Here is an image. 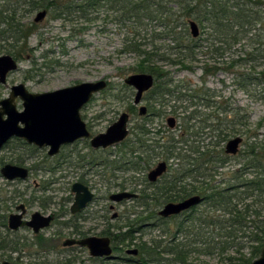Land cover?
Returning <instances> with one entry per match:
<instances>
[{
	"label": "trees",
	"instance_id": "obj_1",
	"mask_svg": "<svg viewBox=\"0 0 264 264\" xmlns=\"http://www.w3.org/2000/svg\"><path fill=\"white\" fill-rule=\"evenodd\" d=\"M43 9L72 23L74 34L82 32L83 22L97 19L98 16H94L97 10H106L105 21L116 22L135 34L124 40V49L142 57L137 69L154 75V86L148 92H152L149 108L161 115L163 112L155 108L158 103L170 107L171 114L182 118L180 129L169 135H160L162 130L152 132L146 121L137 124L132 128V136L117 147V159L105 163V167L113 171L127 173L147 169L157 160L170 161L167 173L152 183V192L142 190L143 201L152 200L154 208L192 195L202 198L198 205L169 218H163L156 209L153 210L155 222L152 225L160 227L167 239L152 238L151 245L142 240L136 242L139 255L126 256L122 260L126 264H192L190 257L194 254L218 253L225 256L227 264H250L258 258L264 247V149L248 145L242 158L230 163L235 155L225 153L222 143L235 134L236 122L232 126L229 120L231 127H221L218 114L231 109L214 104L211 96L200 87L190 88L182 80L175 82L170 72L163 70L158 62L189 68L190 63L199 61L204 47L202 35L205 34V52L214 64L206 63L204 73L213 74L225 69L219 66L222 63L219 58L225 51L245 41L247 44H241L238 54L235 49L227 69L247 67L236 76L238 80L246 81L245 84L241 82L240 87L256 83L260 76L264 78V0H0V55L8 53L17 60L32 51L29 40L39 28L32 16ZM190 20L200 26L198 37L190 33ZM151 22L160 30L152 31V47L148 51L142 46L151 44L144 36L141 40L136 30L143 27L147 30ZM84 27L86 29V25ZM160 40L168 41V44L158 45ZM257 66L262 67L258 74L252 71ZM173 99L175 102L170 104ZM186 100L191 106L202 102L211 110L203 116L196 107L186 116L188 106L182 104ZM130 108L136 110L134 105ZM237 115L239 117V112ZM226 129L228 132L224 133ZM216 130L217 134H211L215 139L206 143L210 131ZM17 160L20 162L21 157L12 161ZM125 182L119 184L123 189ZM1 190L0 227L6 228L7 235L0 237V253L4 249L22 252L46 245L49 238L43 234L34 236L32 241L10 238L13 232L6 225L8 202L16 203L15 197L20 194L12 190L11 195L5 196ZM138 224L128 223L129 228L120 232L111 230L120 226H111L103 233L111 236L116 252H124L125 246L134 243L135 232L142 226V223ZM74 226L81 232L79 226ZM81 233L85 235L83 231ZM246 249H249V255L243 252ZM231 252L237 256H232ZM89 260L91 264H110L104 258L89 257ZM74 263L75 259L68 258L62 264Z\"/></svg>",
	"mask_w": 264,
	"mask_h": 264
},
{
	"label": "rangeland",
	"instance_id": "obj_2",
	"mask_svg": "<svg viewBox=\"0 0 264 264\" xmlns=\"http://www.w3.org/2000/svg\"><path fill=\"white\" fill-rule=\"evenodd\" d=\"M107 13L106 10H97L94 15L98 16L97 19L88 23L81 21L84 29H82V32L74 34L72 23L63 18L54 17L49 12L46 18L38 23V31L30 37L29 47L32 48V51L17 59L18 68L9 73L6 84L0 83V100L9 95L12 85L18 83H24L29 91L38 93L53 91L84 81L104 79L110 83L109 88L106 90L107 92L96 94L90 104L82 110V115L87 123L91 125L93 133L105 131L110 124L118 119L122 112L131 113L129 107L133 106L135 91L131 87H125L127 86L125 78L140 72L137 68L142 57L136 53L125 51L124 40L127 37L131 38L135 34L130 30L128 32L127 27H121L116 22L105 21L104 18H107ZM35 14L36 12L32 16L33 20ZM144 29L143 27V29H137L136 31L139 33L141 40L144 36L146 42L151 44L147 47L142 46V48L149 51L152 47V31L160 29L159 27L156 28L152 22L148 24L147 30ZM205 37V34L202 35L204 47L198 57L199 61L193 64L190 63L191 66L189 68H184L180 64H167L164 62H158V64L162 66L163 70L170 72L175 82L182 80L184 81L183 84L190 88L200 87L211 96L214 104H222L224 107L231 109L218 115L221 117V127H231L229 120L232 122V126L236 122L234 127V130H236L235 134L232 133L227 137L222 143L223 147H225L230 138L234 136L243 137L238 154L230 160V163L234 164L245 154L244 152L248 149V145L254 144L258 145L262 150L264 149V78L260 76L259 79H256V83H247L246 87H240L241 82L245 84L246 81L244 83L241 79L238 80L236 76L238 72H242L247 67L227 69V64L230 63L229 61L234 55L235 49L237 48L238 54V48L241 49L243 46L241 44H247L245 41L237 44L231 50L227 49L224 56L219 58V61L222 62L219 66L225 69L221 68L216 73L205 74L204 65L206 63L214 64V62L208 60L207 52H205L207 50ZM157 44L165 46L168 41L160 40L157 41ZM261 69V66H257L252 71L258 74ZM189 80L191 84L188 85ZM118 97L120 98L119 100ZM174 102L173 99L170 104ZM142 104L148 107L149 104H152V92L144 96ZM182 104L186 105V107L188 106L184 113L186 116L196 107L203 116L211 110V108H206L202 105V102L198 106H191L188 100L182 102ZM17 106L19 110L23 109L22 100L18 99ZM155 106L157 111H162L163 113L157 115L156 112H152V108H149V114H152V116L146 117V126L152 132L162 130L160 135H169L171 131L180 129L179 123L182 118L180 119L178 116L171 114L169 112L171 111L170 107H162L158 103ZM238 112L239 117L237 115ZM170 116L177 118L175 128H170L167 123V118ZM216 121H208V123H216ZM143 122L144 119L138 114L137 109L134 114H131L130 130ZM208 129L206 130L208 131ZM210 132L205 139L206 143L215 139L211 134H217V130ZM226 132H228L227 129L224 133ZM78 150L82 155L90 151L89 148L85 147L84 143L79 145ZM116 150L117 147L111 148L108 153L93 151V156H97L99 160L104 156L108 160H114L117 159L115 158L116 155H114ZM34 151L31 158H29L28 156H30L32 150L22 147L17 140L9 142L0 150V160L6 158L7 162L19 163L18 160H12H16V157L20 156L24 160L25 166L32 167L31 176L25 181H16L9 185L1 176L0 190L2 189V193L4 192L6 196V194L10 195V191L16 188L24 193L22 197H18V200L22 198L35 200L29 204V212L37 210L42 212L62 211L61 217L40 233L49 238L46 243L47 246L45 244L40 247L34 246L22 252H12L4 249L1 251L3 254L0 253V261L8 260L16 264H35L36 262L62 264L66 262V259L72 258L75 259L74 264H91L89 260L90 253L87 248L64 245L66 239L78 238L73 233V228L75 230L74 225L88 231V235H101L102 231L108 227L120 226L113 228L115 232H120L129 228L128 223L139 222V224L142 223V226L135 233V245L136 242L141 240L151 245L152 238L167 239L166 233L160 227L152 225L155 222V217L152 215L153 210L156 209L158 212L161 207L154 208L152 200L143 201L141 192H139L137 198L120 204L112 203L107 196V193L110 194L117 191L120 188L118 184L125 182V180L128 190L134 188L138 192V190L141 191V189L146 188L147 173L161 160L155 161L147 169H142L138 172L130 170L127 173L120 171L113 173L111 168L106 169L100 166L91 168L90 165L84 164L86 165L85 167H79L76 164L83 163H76L77 159L73 157L71 161H67L55 171L52 169L58 162L55 158L46 157L45 149ZM63 152L67 154L69 150L66 149ZM168 163L171 162L169 161ZM87 170H91L87 178L91 179V183L96 187L97 198L84 210L82 217L70 220L69 208L74 198L71 186ZM130 178L135 179L134 183L129 182L131 181ZM136 180L137 183H135ZM147 192L150 193V189H147ZM69 196H72V200L66 201L65 198ZM39 200L42 202L40 203ZM42 204H45L46 208ZM110 204H114L116 207L111 210ZM0 206H2V203H0ZM9 211H15V208L13 207ZM115 212L118 213V217L112 219ZM5 235H7L6 228L0 227V237ZM13 237L19 238L22 242L25 239L32 241L34 233L30 228H23L16 233H11L10 238ZM135 245L132 244L124 248L136 247ZM248 251L249 249H246L243 252L249 255ZM116 254L120 255L119 252ZM122 254L123 256L127 255ZM230 254L237 256L236 253L231 252ZM108 261L110 264H126L121 258H113ZM227 261L225 256H221L218 253L212 255L200 253L190 257L192 264H227Z\"/></svg>",
	"mask_w": 264,
	"mask_h": 264
},
{
	"label": "water",
	"instance_id": "obj_3",
	"mask_svg": "<svg viewBox=\"0 0 264 264\" xmlns=\"http://www.w3.org/2000/svg\"><path fill=\"white\" fill-rule=\"evenodd\" d=\"M47 16V10L37 11L34 21L39 23ZM191 35L198 37L200 28L196 21H189ZM18 68V61L11 54L0 55V83H7L9 73ZM154 76L146 72H138L125 78V83L135 87L136 94L134 102L142 103L144 93L149 91L154 85ZM107 86L104 79L97 81H84L71 86L59 88L53 91L31 92L24 83L14 84L6 98L0 100V149L12 137L24 138L29 143L39 146L50 145L49 154L53 155L60 149L61 144L73 141L77 137L89 136L86 124L82 120L80 110L95 93L100 92ZM22 100L23 109L19 110L16 99ZM146 105H140L141 115L146 114ZM129 114L123 112L119 118L113 122L105 132L99 133L92 138L93 147H108L124 140L128 134ZM168 125L174 127L176 118L171 116L167 119ZM243 142L242 136H235L228 140L225 152L231 155L238 153ZM167 170V162L161 161L149 172V179L156 181ZM3 177L13 180L16 178L25 179L29 170L17 164L6 163L1 168ZM76 193L75 201L71 211L76 213L86 207L87 203L93 199L94 194L81 182L73 185ZM136 193L123 191L113 193L110 199L120 202L124 199H131ZM201 197L194 195L179 202H169L159 211V214L167 217L179 214L199 204ZM22 208L19 206L18 209ZM21 213L11 214L9 217V228L17 230L27 225L38 233L42 228L50 225L53 216H45L40 212H35L30 221L22 219ZM78 244L89 249L93 257L113 258V248L109 237L89 236L84 239H67L65 246ZM128 253L138 254V249H130ZM0 264H16L8 260L0 261ZM250 264H264V247L261 255Z\"/></svg>",
	"mask_w": 264,
	"mask_h": 264
},
{
	"label": "flooded vegetation",
	"instance_id": "obj_4",
	"mask_svg": "<svg viewBox=\"0 0 264 264\" xmlns=\"http://www.w3.org/2000/svg\"><path fill=\"white\" fill-rule=\"evenodd\" d=\"M46 10V9H45ZM47 15H48V10H47ZM190 33H191V31H190ZM1 55H3V54H1ZM18 61V60H17ZM151 74V73H150ZM153 75V74H152ZM154 76V75H153ZM8 79V78H7ZM155 79V78H154ZM107 81V80H106ZM155 83V82H154ZM2 84V83H1ZM6 84V83H5ZM126 84V83H125ZM109 85H110V83L107 81V86L103 89V90H101L100 92H98V93H101V92H103V93H106L107 91V89L109 88ZM129 88L131 87V88H133L134 89V91H135V94H136V89H135V87H133V86H131V85H128V84H126ZM154 86V85H153ZM12 87V86H11ZM153 88V87H152ZM151 88V89H152ZM150 89V90H151ZM149 90V91H150ZM10 91H11V89H10ZM149 91H147V92H145L144 93V96L149 92ZM98 93H95L94 95H92V97H91V99L89 100V101H87L84 105H83V107L81 108V110H80V113H81V117H82V120L85 122V124H86V129L88 130V132H89V136H81V137H77L76 139H74L73 141H70V142H66V143H63V144H61V146H60V149H59V151L57 152V153H55V154H53V155H51V154H49V150H50V145H44V146H39V145H36L35 143H29L28 141H26L24 138H20V137H12L11 139H9L4 145H3V147H5L11 140H17V141H21V146L22 147H24V148H29L30 150H32V152H31V154H30V156H28L29 158H31V155L35 152L34 150H42V149H45L46 150V157H51V158H55V160H57L58 162H57V164L55 165V166H53L52 167V169L53 170H55L56 171V169H59L64 163H66L67 161H71V159L74 157L75 159H77L76 161V163H83V164H76V165H78L79 167H85L86 165H90V167L92 168L93 166H100V167H105V163H107L109 160H108V158H106V156H104V157H102L100 160H99V158L96 156H93V151L94 152H101V153H108L109 152V150L111 149V148H113V147H118L120 144H121V142H123L126 138H128L129 136H131V132H132V130H130V128H129V124H130V121H131V114H134L136 111H137V109H138V114L144 119V121H146V119L147 118H149V117H151L152 116V114H149V107L147 106V108H148V111H147V113L146 114H144V115H141L140 114V112H139V108H140V105H142V103H143V101H144V96H143V99H142V103H140V104H136L134 101H133V105L136 107V110H132L130 107H129V111L131 112V113H129V112H127L128 114H129V121H128V129H129V134H128V136L124 139V140H122V141H120V142H117V143H115L114 145H111V146H108V147H97V148H95V147H93V145H92V138L94 137V136H96V135H98L99 133H102V132H99V133H96V134H94L93 133V131H92V127H91V125H89L88 123H87V121L85 120V118H84V116L82 115V110H83V108L84 107H87L89 104H90V102L92 101V99L94 98V96L96 95V94H98ZM112 96H114L113 94H111ZM134 97H135V95H134ZM18 99L19 98H17L16 99V102L18 101ZM120 98L118 97V100H119ZM21 100V99H20ZM143 105H145V104H143ZM18 107V106H17ZM123 113V112H122ZM121 113V114H122ZM120 114V115H121ZM119 115V116H120ZM147 117V118H146ZM171 117V116H170ZM174 117V116H173ZM119 118V117H118ZM169 118V117H168ZM167 118V119H168ZM176 118V117H175ZM116 121V120H115ZM114 121V122H115ZM168 123V122H167ZM176 124H177V118H176ZM111 125V124H110ZM109 125V126H110ZM108 126V127H109ZM176 126V125H175ZM175 126L174 127H170V128H175ZM107 127V128H108ZM107 130V129H106ZM105 130V131H106ZM105 131H103V132H105ZM235 137V136H234ZM231 139V138H230ZM228 142V141H227ZM25 143V144H24ZM81 143H84L85 144V147L86 148H89L90 149V151H89V153H87V154H81V152L78 150L79 149V145L81 144ZM31 146H33L34 148H32ZM226 146V145H225ZM2 147V148H3ZM1 148V149H2ZM0 149V150H1ZM66 149H68L69 150V153H67V154H64V152L63 151H65ZM239 152V151H238ZM226 153V152H225ZM228 154V153H227ZM238 154V153H237ZM237 154H235V155H237ZM114 155H116V153H114ZM229 155H231V154H229ZM104 158H106V160H104ZM115 158H117V155L115 156ZM1 161V163H0V177L2 176V178L4 179V180H6V183L7 184H9V185H11V183H14V182H16V181H25V180H27V179H29V177L31 176V173H32V167L30 166H25L24 165V160H22L21 159V161L19 162V163H12V162H7V160H6V158H3V160H0ZM93 161L95 162V164L93 163ZM161 161H166V160H161ZM161 161H159V162H161ZM158 162V163H159ZM167 162V170H166V172L165 173H167V171H168V168H169V165H170V163H168V161H166ZM6 163H12V164H17V165H20V166H24V167H26L28 170H29V174H28V177L27 178H25V179H21V178H16V179H13V180H9V179H7V178H5V177H3V175L1 174V168H2V166L4 165V164H6ZM157 163V164H158ZM84 164H86V165H84ZM157 166V165H156ZM155 166V167H156ZM154 167V168H155ZM106 169H108L107 167H105ZM154 168H151L150 170H149V172L152 170V169H154ZM140 170H142V169H140ZM140 170H138V171H140ZM115 171H120V172H124V171H122V170H115ZM115 171H113L112 170V172L114 173ZM137 171V172H138ZM149 172L147 173V179L145 180L146 181V188H143V189H141V191H139L138 190V192H136L137 190H135L134 188H131V190H128L127 189V187H126V185H125V187L126 188H122L119 184H118V186L120 187L117 191H115V192H112V193H110V194H108L107 193V196H108V198H109V200L112 202V203H115V204H120V203H123V202H125V201H128V200H131V199H134V198H137L138 196H139V192H141L142 193V190H146L147 191V189H150V191L152 192V183H155V182H157L163 175H161L156 181H152V180H150L149 179ZM91 173V170H87V171H85L83 174H81V176H79L78 177V179L75 181V182H73V184H72V186H71V191H72V193L74 194V198H73V201H72V203H71V206H70V208H69V211H70V216H71V219L70 220H75V219H78L79 217H82L83 215V212H84V210L88 207V205H90V203H92L96 198H97V196H96V192H95V189H96V187L91 183V179H88L87 178V176L89 175ZM130 180L131 181H129L130 183H134V180L135 179H131L130 178ZM76 182H81V183H83L84 185H86L88 188H89V190L94 194V196H93V199L91 200V201H89L88 203H87V205H86V207H84L82 210H80V211H78V212H76V213H73L72 211H71V207H72V205H73V203H74V201H75V195H76V193L73 191V185H74V183H76ZM135 183H137V180L135 181ZM121 184V183H120ZM39 185V184H38ZM96 185V184H95ZM13 190H16V191H18L19 192V194L20 195H18L17 197H15L16 198V203H14L13 204V202H11V201H9L8 202V204H9V209H8V211H7V217H6V225H7V228H9V217H10V215L11 214H14V213H21L22 215H23V217H22V219L23 220H25V221H30L31 219H32V216H33V214L35 213V212H40L41 214H43V215H45V216H49V215H52L53 216V219H52V221H51V223H50V225L49 226H47V227H45V228H42L38 233H36V232H34L33 231V229L31 228V227H29V226H27V225H24L23 227H20L19 229H17V230H12L11 228H9L10 229V231H12L13 233H15V232H18L20 229H23V228H30L31 230H32V232L34 233V236H36V235H39L40 233H41V231H43L44 229H46V228H48V227H50L53 223H55L56 222V220H58L61 216H60V214L62 213V211L61 212H59V211H47V212H42V211H34V212H29V210H30V207H29V204L31 203V202H33V201H35V200H30V199H24V198H22V199H20V200H18V197H22L23 195H24V193L23 192H21L20 190H17L16 188H14ZM12 191V190H11ZM11 191H10V195H11ZM123 191H128V192H132V193H136V196L135 197H133V198H131V199H124V200H122V201H120V202H114V201H112L111 199H110V196H111V194H113V193H117V192H123ZM109 192V191H108ZM192 196H194V195H192ZM189 197H191V196H189ZM188 198V197H187ZM33 199H35L34 197H33ZM186 199V198H185ZM65 200L66 201H70V200H72V196H69V197H67V198H65ZM182 200H184V199H182ZM201 200H202V198H201ZM179 201H181V200H179ZM179 201H170V202H179ZM39 202L41 203L42 201L41 200H39ZM201 202V201H200ZM167 203H169V202H167ZM167 203H165V204H167ZM164 204V205H165ZM44 205L45 204H42V206L44 207ZM164 205L163 206H161V208L158 210V214H159V211L164 207ZM198 205V204H197ZM19 206H22V208H20V209H18V207ZM194 206H196V205H194ZM15 208V211H12V212H10L9 210L10 209H12V208ZM116 206L114 205V204H110V209L112 210V209H114ZM193 207V206H192ZM191 207V208H192ZM45 208H46V205H45ZM0 210L1 211H3V207H0ZM45 210H48V209H45ZM186 211V210H185ZM8 212H10V213H8ZM66 212H67V210H66ZM182 212H184V211H182ZM181 212V213H182ZM64 213V212H63ZM180 214V213H179ZM173 215H178V214H173ZM173 215H170V216H167V217H164V216H162V215H160L159 214V216H161V217H163V218H169V217H171V216H173ZM118 217V213L117 212H115L114 214H113V216H112V219H116ZM67 223V222H66ZM142 225V224H141ZM141 227V226H140ZM5 228V227H4ZM80 228V227H79ZM113 228H115V227H112L111 228V230L112 231H114L115 232V230L113 229ZM80 230H81V232L83 231L84 232V234L85 235H83L81 232H79V231H77L76 229L74 230V228H73V233H74V235H76V236H78V238H75V237H73V238H68V239H77V240H80V239H84V238H86V237H89V236H98V237H109L110 238V240H111V246H112V248H113V255H114V257L113 258H124V257H126V256H132V257H137L138 255H139V249L137 248V246L133 243V245H135L136 247H131V248H125V250H124V252L122 251V252H120L119 251V254L120 255H117L116 253H118V252H116L115 250H114V247H113V241H112V238H111V236L110 235H106V234H104L103 232H104V230L102 231V234L101 235H88L89 234V232L88 231H86V230H83L82 228H80ZM136 232H138V231H136ZM135 232V233H136ZM67 240V239H66ZM65 240V241H66ZM64 241V242H65ZM71 246H79V247H83V248H87V247H85V246H80V245H78V244H74V245H71ZM126 247V246H125ZM88 249V248H87ZM130 249H138V254H131V253H128V250H130ZM89 250V249H88ZM90 253V252H89ZM122 253H124V254H127L126 256H123V254ZM90 257H92V258H104V259H106V260H110V259H113V258H108V257H93V256H91L90 255Z\"/></svg>",
	"mask_w": 264,
	"mask_h": 264
}]
</instances>
